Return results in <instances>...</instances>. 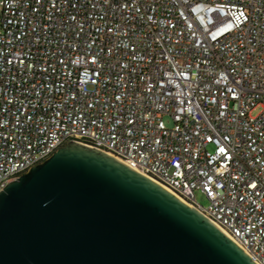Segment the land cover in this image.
Instances as JSON below:
<instances>
[{"label":"built area","instance_id":"2783aa9c","mask_svg":"<svg viewBox=\"0 0 264 264\" xmlns=\"http://www.w3.org/2000/svg\"><path fill=\"white\" fill-rule=\"evenodd\" d=\"M72 140L264 264V0H3L0 191Z\"/></svg>","mask_w":264,"mask_h":264},{"label":"water","instance_id":"95a60500","mask_svg":"<svg viewBox=\"0 0 264 264\" xmlns=\"http://www.w3.org/2000/svg\"><path fill=\"white\" fill-rule=\"evenodd\" d=\"M0 264H258L197 207L68 141L0 191Z\"/></svg>","mask_w":264,"mask_h":264},{"label":"rangeland","instance_id":"374dc122","mask_svg":"<svg viewBox=\"0 0 264 264\" xmlns=\"http://www.w3.org/2000/svg\"><path fill=\"white\" fill-rule=\"evenodd\" d=\"M2 1H3V0H0V3H1ZM165 120H166V122H167L168 125H171V124H172L171 120H170L168 117H166ZM196 198H197L198 202L201 203L202 205H204L205 207H207V206L210 205V200H209L208 197H207L204 193H202L201 191H197V192H196Z\"/></svg>","mask_w":264,"mask_h":264}]
</instances>
